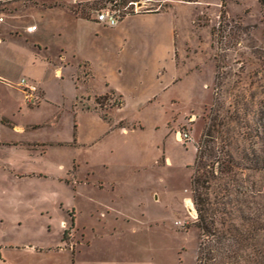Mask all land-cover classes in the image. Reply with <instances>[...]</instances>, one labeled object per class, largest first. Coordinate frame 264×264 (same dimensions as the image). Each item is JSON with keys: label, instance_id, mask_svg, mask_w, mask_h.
I'll return each mask as SVG.
<instances>
[{"label": "rangeland", "instance_id": "obj_1", "mask_svg": "<svg viewBox=\"0 0 264 264\" xmlns=\"http://www.w3.org/2000/svg\"><path fill=\"white\" fill-rule=\"evenodd\" d=\"M135 2L139 12L174 7L178 72L164 89L169 73L141 72L142 95L126 94L118 112L117 95L75 88V65L55 69L45 60L61 45L74 48L69 13L95 15L103 0H0V66L45 93L28 105L0 82V115L31 125H0L2 138L19 144L0 147V264H206L210 245L230 244L225 225L244 229L264 205V173L224 176L212 157H203L197 201L191 186L213 121L237 161L264 150V0ZM30 25L37 31L27 32ZM90 86L101 90L98 79ZM197 209L213 214L211 235ZM237 248L215 264H250L248 250Z\"/></svg>", "mask_w": 264, "mask_h": 264}, {"label": "crops", "instance_id": "obj_2", "mask_svg": "<svg viewBox=\"0 0 264 264\" xmlns=\"http://www.w3.org/2000/svg\"><path fill=\"white\" fill-rule=\"evenodd\" d=\"M76 1L83 3L99 0ZM55 8L49 7L47 9ZM68 16H70L68 19L76 31L74 48L68 49L61 45L55 52L51 53L49 51L45 60L53 64L55 69L62 70L63 67L75 65V84L79 85L75 87L76 89L83 87L84 94L93 96L108 95L110 93L117 95L122 101L121 106L118 107V112H121L126 105L124 98L126 94L142 95L137 87L138 81L142 78L140 76L141 72L157 70L159 74L161 71H166L170 75L169 80L160 88L164 89L173 84L178 72L177 60L179 54L177 44L179 36L178 16L174 7L169 6L164 10L128 13L114 27L98 23L95 21V15L80 16L69 13ZM37 29L36 26L34 31H37ZM61 35V32H58V36ZM5 40V37L0 38V45ZM38 50L47 51V48L42 47ZM78 72L84 74L81 81L77 80ZM21 77L33 79L27 74H22ZM94 79H98L101 90H93L90 86V81ZM17 81L18 79L9 74L8 69L0 66V82L5 83L7 88H12L8 83H16ZM38 88L39 94L44 95V90L40 86ZM157 91L147 96L146 99L148 101L154 99ZM79 94H82V92ZM21 98L26 103L23 96ZM80 110L96 113L82 108ZM96 114L98 115V113ZM0 125L13 128L16 131H23L31 126L29 124L16 126L4 114L0 115ZM18 145L17 142L14 143L2 138L0 132V147Z\"/></svg>", "mask_w": 264, "mask_h": 264}, {"label": "trees", "instance_id": "obj_3", "mask_svg": "<svg viewBox=\"0 0 264 264\" xmlns=\"http://www.w3.org/2000/svg\"><path fill=\"white\" fill-rule=\"evenodd\" d=\"M111 1L112 0H103V3L101 4L100 8L104 7L106 3ZM133 1L135 2L136 0H119V4L125 5ZM186 1L190 2L195 0ZM103 119H105V117ZM222 132L223 131L219 130L217 128V124H215V122L213 121L206 128L202 140L200 141V145H198L197 147V152L193 161V171L191 177V186L194 192L193 196L195 197V201H197V196H200V192L198 191L199 188L204 187L205 175L203 173H200V170L205 167V163L203 161L204 156L206 158L212 157L213 163L211 167L216 170L220 166V172L224 176L234 175L235 171L241 170L242 168H247L254 172L264 173L263 149H259V151H254L251 153H247L248 151H243L244 154L240 159L242 161H237L235 155L232 154L231 150L227 147V145L229 144V135L227 134V131H225L226 133H224L223 136L221 135ZM221 143L224 144V146L227 148L220 146L221 151L219 150L218 152V147L219 145H221ZM225 190L227 191V188H225ZM257 211L258 216L254 219H252L253 217L250 218V220H252L250 222L251 224H249L244 229H237L236 227H234V225L231 224L225 225L226 227L221 233L226 238V241H230L228 242L230 244L225 245L224 243H222L220 245H214V247H211L210 245L208 247L207 257L205 259L206 264L221 263V259L229 260L233 258L235 256V252L234 250H230V247L232 248L233 245L235 246V244H238L237 250L241 249V252L248 250V252L244 254L245 256L247 254L246 257L248 262H251L252 264H264V205L258 208ZM197 212H200L198 214V217L202 222V228L205 229L206 232L211 235V231H213V214L209 215V213H207V210H205L204 213H201V211L197 209ZM226 252H230L232 254L229 255Z\"/></svg>", "mask_w": 264, "mask_h": 264}, {"label": "built area", "instance_id": "obj_4", "mask_svg": "<svg viewBox=\"0 0 264 264\" xmlns=\"http://www.w3.org/2000/svg\"><path fill=\"white\" fill-rule=\"evenodd\" d=\"M136 2H129L125 5H120L119 0H112L105 4L104 7L97 10L95 13V21L108 27H114L122 17L128 13L139 12ZM3 18L0 17V22ZM36 29V25H30L26 28L27 32H32ZM10 86H14L22 93L24 100L29 105H33L36 102L37 94H39V88L35 81L21 77L16 83H8ZM183 140L188 141L189 135L186 133L181 135Z\"/></svg>", "mask_w": 264, "mask_h": 264}, {"label": "water", "instance_id": "obj_5", "mask_svg": "<svg viewBox=\"0 0 264 264\" xmlns=\"http://www.w3.org/2000/svg\"><path fill=\"white\" fill-rule=\"evenodd\" d=\"M143 7V3L142 2H139L138 4H137V9L138 10H140L141 8ZM189 209H191V207H189Z\"/></svg>", "mask_w": 264, "mask_h": 264}]
</instances>
